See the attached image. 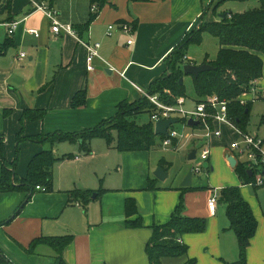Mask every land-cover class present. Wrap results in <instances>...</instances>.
<instances>
[{
    "label": "crops",
    "instance_id": "obj_1",
    "mask_svg": "<svg viewBox=\"0 0 264 264\" xmlns=\"http://www.w3.org/2000/svg\"><path fill=\"white\" fill-rule=\"evenodd\" d=\"M36 1L0 0L1 154L13 171L15 184L22 183L30 159L40 151L51 149L54 156L67 157L53 165L50 189H34L29 198L25 189L0 190V264H54L56 252L49 242L38 241L32 252L27 249L33 241L56 236L70 237L62 251L65 264H150L145 248L153 227L169 220L181 195L187 203L193 187L181 191L182 186L162 183L167 175L159 180L154 175L132 173L129 161L140 155L137 152L149 150L119 151L103 138H94L91 152L85 154L77 143L59 142L50 147L28 137L90 128L112 117L119 102L138 101L142 92L147 93L150 85L165 74L166 57L187 31L202 23L212 0H106L86 27L89 0H50L59 22L70 24L75 34L62 29L52 32L46 15L35 11ZM11 21L17 24L8 34L6 23ZM121 23L130 25L131 30L121 29ZM79 40L100 43L92 70L87 69L86 49ZM21 52L25 57L19 58ZM80 90H85L86 102L72 108V97ZM38 109L45 111L43 119H22L25 111ZM197 125L190 126L191 136L185 141L197 137L208 145L223 142L221 153L231 167L227 156L234 151L228 146L238 138L237 133L220 125L222 135L206 139ZM19 133L24 137L20 141ZM224 134L228 138L220 140ZM219 157L220 150L215 155ZM167 164L166 160L163 166L159 162L148 164V170L161 166L166 171ZM1 176L0 163V180ZM149 180L153 188H148ZM227 182L235 180L223 184ZM84 190L91 192L89 201L79 197L69 200L70 192ZM127 198L135 200L139 226L129 225L135 217L125 215ZM218 210L216 206L215 212H210L205 199L201 207L188 208L189 215L207 216L213 223L208 226L206 222L202 232L178 236L186 252L162 257L160 263L185 264L194 259L195 264H225L238 260L237 239L228 229L225 205ZM255 245L253 235L246 262L264 264V254L257 252L264 245L254 252Z\"/></svg>",
    "mask_w": 264,
    "mask_h": 264
},
{
    "label": "trees",
    "instance_id": "obj_2",
    "mask_svg": "<svg viewBox=\"0 0 264 264\" xmlns=\"http://www.w3.org/2000/svg\"><path fill=\"white\" fill-rule=\"evenodd\" d=\"M129 1L146 2L149 0ZM212 1L208 7L211 6ZM228 1L244 2L246 0H221L214 5L213 9ZM257 1L259 3L258 7L240 12L231 11L225 17L220 18V21L202 22L198 27L187 31L166 57L167 70L165 74L150 85L147 93L157 94L161 101L168 104L174 103L176 98L180 96H185L184 84L179 83V79L184 76L182 65L189 63L185 59L186 50L191 44H199L202 32L208 31L217 39L219 49L215 59L209 60L207 56L203 59V63L211 64L214 69L202 72L196 78L192 77L196 93L194 101L198 102L214 93L220 98L230 100L229 114L235 124L242 131H245L244 126L250 101L240 104L236 98L247 92L252 82L260 78L263 68L261 54H264V0ZM89 2L90 6L95 4L96 9L90 11L84 27L96 17L106 0H89ZM228 15L230 17L227 19ZM85 102V90L77 91L72 97L71 107L83 106ZM152 110L153 105L146 96H142L136 102H119L116 106V113L112 117L102 120L93 127L74 132L59 130L48 133L41 132L28 137V139L41 144L48 143L50 147L59 142L77 143L79 150L85 154L91 152L90 142L94 138H103L108 145L113 144L119 151L150 150L156 144V140L161 139L163 136L154 134V127L150 118L147 122L139 124L136 122L135 117L143 113L149 117ZM44 114L45 111L42 109L29 110L23 113L22 119L36 118L41 120ZM23 138L19 133L17 140L20 141ZM2 145L0 140V163L2 165L0 190L25 189L29 193L26 198L30 197L36 185L50 189L52 187L53 165L67 157H56L51 149L40 151L30 159L27 174L22 183L15 184V178H12L13 171L7 168V163L1 154ZM164 164L165 160L160 159L159 165L163 166ZM234 169L242 183L247 184L254 180V176L249 175V169L244 162L238 161ZM148 188H153L151 180L148 181ZM191 188L179 187L181 191ZM90 196L91 192L89 190L72 191L69 200L73 201L75 197H79V199H82L81 201L87 202L90 200ZM219 200L225 205V215L229 222L228 229L233 231L236 236L239 252L238 260L225 264H248L245 259L246 251L257 227L251 207L243 198L239 187L234 185L222 187ZM183 204L181 195L179 203L169 220L162 225L153 227L152 236L145 248L150 264H161L160 259L165 256L184 254L186 246L177 241L178 236L184 233L204 231L206 220L202 217L184 216ZM125 215L127 218L135 217L134 222L129 225L139 226L140 222L134 198L126 199ZM38 241L49 242L54 247L56 252L54 264H65L62 259V251L70 242L69 236L38 239L30 244L27 251L32 252L33 246ZM185 264H195V260L190 259Z\"/></svg>",
    "mask_w": 264,
    "mask_h": 264
},
{
    "label": "rangeland",
    "instance_id": "obj_3",
    "mask_svg": "<svg viewBox=\"0 0 264 264\" xmlns=\"http://www.w3.org/2000/svg\"><path fill=\"white\" fill-rule=\"evenodd\" d=\"M218 0H214V4L217 3ZM214 4L210 6L203 18L202 22H211V21H220L219 14L226 12H236V11H244L247 9H252L258 7L259 3L257 0H246L244 2L239 1H228L218 6L216 9L214 8ZM208 5V4H206ZM230 16H227V19ZM219 49V44L217 39L208 31H204L201 34V42L199 44H191L185 54V59L189 63L199 64L205 55L209 60H213L216 58L217 52ZM261 58L263 61L262 74L260 78L256 82L255 90L248 93L244 98V100L250 101L249 112L246 117L245 122V132L251 136H256L259 139L264 140V54H261ZM183 84L185 88V96L188 99H195L196 93L193 87L192 78L189 75L183 76ZM187 100V99H186ZM195 102L186 101L184 107L186 109H194ZM137 123L142 124L149 120L147 114L143 113L141 115H137L135 117ZM175 129L178 131H184V133L190 132V126H182L180 123L174 124ZM115 134V133H113ZM228 138L226 134L223 138ZM263 137V138H262ZM221 142L218 146L209 144L210 148V157L208 160H202L199 152L200 150L207 144L205 142H201L197 137L191 138L189 141L179 140L178 145L175 148L165 147L162 145L161 139L158 138L156 140V144L149 151H141L137 152L138 157L134 160L129 161V167H131V172L135 174H139L141 176H153V172L156 169L148 170L149 166H152L154 163H158L160 159H164L168 162L166 169V178L162 181L164 185L179 187L181 186L182 181L186 177L189 171H191V186L193 187L189 191V195L187 197V203L185 201L183 208V215L187 217H202L206 220L208 226L213 223L211 218H207V216H191L188 214V208L202 206L203 199H205V204L207 200L214 196L217 200L218 212L221 210L222 206H224L219 200L220 189L224 185H234L239 187L240 192L243 198L248 202L251 207L252 214L257 222L256 231L254 234V244L255 250L260 247L262 248L264 245V184L256 185L253 182H249L247 184H242L240 180L237 179V173L229 167L225 159L221 153L222 146ZM230 144V143H229ZM263 150H264V146ZM190 150H195V157L193 159H188V153ZM220 150V157L215 158L217 152ZM237 151H234L236 153ZM248 160L246 154L241 156L239 161L244 162ZM257 179V176H254ZM234 183H224V181H233ZM258 254H264V249Z\"/></svg>",
    "mask_w": 264,
    "mask_h": 264
},
{
    "label": "built area",
    "instance_id": "obj_4",
    "mask_svg": "<svg viewBox=\"0 0 264 264\" xmlns=\"http://www.w3.org/2000/svg\"><path fill=\"white\" fill-rule=\"evenodd\" d=\"M50 0H38L34 2L35 11L43 12L48 18L51 24V31L54 33H58L59 30H63L69 34H75V31L71 27L70 24H62L59 22L57 18V12L51 7L49 4ZM96 5L92 4L90 6V11H95ZM17 21H11L6 23L7 25V33L12 34L15 29ZM111 25L109 29H111ZM121 29L128 32L131 30V26L127 23L120 24ZM35 36L38 35L36 29L29 30ZM79 42L83 43L86 49V62L87 69L92 70V61L95 57H99L98 50L100 48L99 42ZM132 42L131 39L127 40V43L130 44ZM25 53L21 52L19 54V58L25 57ZM258 80V79H257ZM252 82L250 89L247 92L239 95L236 100L240 104H245L248 102L244 100L245 96L254 91L256 87V82ZM134 85V84H133ZM135 86V85H134ZM138 90H140L137 86H135ZM141 91V90H140ZM142 92V91H141ZM143 96L149 100V102L153 105V110L149 115L150 120L153 123V127L156 121L168 118H175L177 122L171 124L167 129V135L161 138L162 145L165 147L175 148L179 140L188 139L191 136V133H184L182 131H178L173 128L174 124L180 123L183 127L188 126L187 121L189 119L197 121V127L202 131V136L206 139H209L211 136L220 137L222 135V130L220 125H225L235 131L238 135V138L230 142L229 149L231 151H237V155L234 153V157L238 162L241 159V156L244 154L247 155L248 160L245 161L246 166L249 170H251V174L253 176H257V179L254 178L252 181L256 185L264 184V150H263V140L259 139L256 136H251L247 134L245 131H242L232 120L231 115L229 114V103L230 100L225 98H220L217 94H211L203 98L202 100L195 102L194 109H186L184 107L186 98L184 96H180L176 98V101L172 104L165 103L161 101L157 94H148L146 92H142ZM218 124V127H216ZM199 155L202 160H208L210 155L209 145L206 144L199 152ZM35 189H40L42 191L47 190L44 186L36 185ZM207 206L209 211L214 213L217 206V200L214 196L210 197L207 201Z\"/></svg>",
    "mask_w": 264,
    "mask_h": 264
},
{
    "label": "water",
    "instance_id": "obj_5",
    "mask_svg": "<svg viewBox=\"0 0 264 264\" xmlns=\"http://www.w3.org/2000/svg\"><path fill=\"white\" fill-rule=\"evenodd\" d=\"M226 12L220 13L219 17L223 18L226 16ZM214 66H212L209 63H200V64H193V63H185L182 65V72L183 75H189L193 78H196L200 73L205 72V71H209V70H213ZM179 83H183V77H181L179 79ZM177 122V119L175 118H168V119H160L158 121L155 122L154 124V134L158 135V136H165L167 135V129L169 128V126L173 123ZM198 122L189 119L187 121V125L188 126H194L197 125ZM195 157V150H192L188 156V159H193ZM227 161L230 164L231 167H235L237 164V161L235 159V157L233 155H228L227 156ZM249 175H251V170H248ZM153 175L159 179V180H163L165 178V176L167 175L165 170L161 167L158 166L156 167V169L153 172ZM191 176L192 173L191 171L188 172V174L186 175V177L184 178V180L181 183L182 187H188L191 185ZM92 197H94V194L92 195Z\"/></svg>",
    "mask_w": 264,
    "mask_h": 264
}]
</instances>
